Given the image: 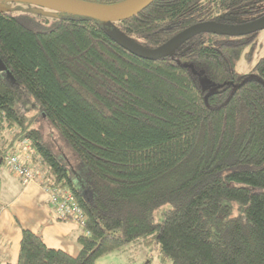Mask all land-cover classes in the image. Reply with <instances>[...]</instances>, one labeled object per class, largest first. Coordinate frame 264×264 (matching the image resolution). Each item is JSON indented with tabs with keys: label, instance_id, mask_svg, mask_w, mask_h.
<instances>
[{
	"label": "trees",
	"instance_id": "16d2710c",
	"mask_svg": "<svg viewBox=\"0 0 264 264\" xmlns=\"http://www.w3.org/2000/svg\"><path fill=\"white\" fill-rule=\"evenodd\" d=\"M48 12H0V131L13 155L31 141L82 208L85 233L74 256L23 229L17 264H97L132 244L156 247L160 264H264V57L236 71L258 33L201 34L154 59L120 43L157 49L199 24L247 26L264 0H156L119 23ZM35 109L76 166L33 128Z\"/></svg>",
	"mask_w": 264,
	"mask_h": 264
},
{
	"label": "rangeland",
	"instance_id": "374dc122",
	"mask_svg": "<svg viewBox=\"0 0 264 264\" xmlns=\"http://www.w3.org/2000/svg\"><path fill=\"white\" fill-rule=\"evenodd\" d=\"M0 12H6L13 16L24 14H49L47 10L32 4H17L4 0H0ZM112 32L114 33L115 30ZM246 52L251 53L250 59L248 60L247 56L243 55L236 64V71L241 74H250L259 60L264 57V30L259 32L256 36L255 46H249ZM28 117L29 119L37 117V121L33 124V128L40 130L42 138L47 146L56 155L68 162L71 167L76 166L78 163L77 154L60 131L47 119V117L42 114L39 109L31 111ZM43 193L46 194L45 192ZM43 193L41 191L37 192L31 188L27 191L21 192V186H19L16 196L12 198V219L18 227L20 226L19 223H21V226L29 225L34 228H41L40 225L46 222L47 215L52 216L54 221L60 220L55 214L53 208L51 207L52 209H49L47 203L41 201L45 196ZM20 194H22V196H20ZM160 214L162 213L159 212L157 215L158 220H161ZM74 244L77 245L76 242H74ZM77 253V251H74V256L78 255ZM158 255L159 253L156 247L148 250L141 245L132 244L125 249L102 256L96 261V263L160 264ZM151 259L152 262H150Z\"/></svg>",
	"mask_w": 264,
	"mask_h": 264
},
{
	"label": "crops",
	"instance_id": "0c3cea01",
	"mask_svg": "<svg viewBox=\"0 0 264 264\" xmlns=\"http://www.w3.org/2000/svg\"><path fill=\"white\" fill-rule=\"evenodd\" d=\"M9 132L8 130L0 131V149H7L6 160L13 155V148L5 144V141L12 138V134ZM14 145L18 152L19 144L15 143ZM19 186H21V192L30 188L37 192H45L40 183L24 186L22 181L11 172L5 161V164L0 165V264H17L23 229H28L42 236L49 248L63 250L71 255H74V251L79 254L78 239L85 233V230L75 221H54L52 216L47 215L46 222L40 225L41 228H34L29 225L21 226V223L18 227L14 223L12 219V198L16 196ZM44 195L46 197L44 196L45 198L43 197L41 201L46 202L49 209H52L48 195Z\"/></svg>",
	"mask_w": 264,
	"mask_h": 264
},
{
	"label": "water",
	"instance_id": "95a60500",
	"mask_svg": "<svg viewBox=\"0 0 264 264\" xmlns=\"http://www.w3.org/2000/svg\"><path fill=\"white\" fill-rule=\"evenodd\" d=\"M17 4H32L48 11L78 15L104 21L106 23H119L129 20L151 6L156 0H128L120 5L107 7L86 3L79 0H4ZM264 30V18L256 23L242 27H223L214 23H203L193 26L165 45L157 49H145L128 39H121L122 46L138 56L154 59L167 57L183 42L201 34H218L228 37H244Z\"/></svg>",
	"mask_w": 264,
	"mask_h": 264
},
{
	"label": "built area",
	"instance_id": "2783aa9c",
	"mask_svg": "<svg viewBox=\"0 0 264 264\" xmlns=\"http://www.w3.org/2000/svg\"><path fill=\"white\" fill-rule=\"evenodd\" d=\"M8 168L19 178L24 186L40 183L49 197V203L58 219L71 220L85 225V215L68 188L56 185L49 177L48 171L36 160L35 151L30 140H23L19 144V151L6 160Z\"/></svg>",
	"mask_w": 264,
	"mask_h": 264
}]
</instances>
